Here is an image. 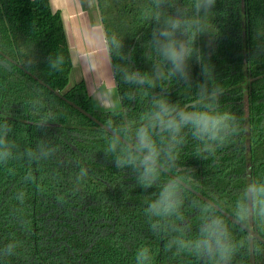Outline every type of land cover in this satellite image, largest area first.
<instances>
[{
	"label": "trees",
	"instance_id": "obj_1",
	"mask_svg": "<svg viewBox=\"0 0 264 264\" xmlns=\"http://www.w3.org/2000/svg\"><path fill=\"white\" fill-rule=\"evenodd\" d=\"M95 2L115 111L94 108L84 84L70 83L60 18L46 0H0V130L7 126L13 145L0 161V264H135L141 247L150 249L152 264H204L165 246L176 228L191 236L203 216L221 214L156 167L154 181L145 177L134 150L66 101L133 147L160 101L230 113L216 141L197 139L189 128L173 140L156 127L152 138L156 164L234 218L237 193L264 178V0H217L214 38L197 34L187 80L171 75L155 52V0ZM161 6L170 11L166 0ZM132 73L143 81L130 80ZM118 159L126 162L117 166ZM168 183L180 190L183 219L153 229L145 208ZM223 219L235 243L230 264H264V245ZM234 219L264 240V221Z\"/></svg>",
	"mask_w": 264,
	"mask_h": 264
},
{
	"label": "clouds",
	"instance_id": "obj_2",
	"mask_svg": "<svg viewBox=\"0 0 264 264\" xmlns=\"http://www.w3.org/2000/svg\"><path fill=\"white\" fill-rule=\"evenodd\" d=\"M166 2L170 11L161 6L165 0H155V19L160 26L153 32L152 44L156 54L170 65V74L187 80L188 62L194 52L197 34L206 32L210 38H214L216 29L211 24V16L217 0H187L186 7L182 6V0ZM203 71L208 73L210 69L204 67ZM128 78L137 83L143 81L136 73L130 74ZM231 119L233 117L228 112H213L191 105L186 110H177L166 101H160L156 110L148 114L146 123L139 127L135 134L134 152L141 157L144 164L143 175L151 176L152 180H155L154 169L160 149L152 138L153 128L166 130L173 140L184 128H189L197 139L216 141L227 132L228 121ZM8 131L7 126L0 130V161L7 160L12 155L13 145L7 139ZM125 162L119 159L116 161L117 166ZM127 163L132 164L135 161L129 159ZM144 186L150 187L151 182ZM182 204L180 190L172 183L165 184L157 197L145 208L146 214L153 220L151 227L156 229L169 218L182 220ZM220 212H223V209H220ZM234 218L264 221V178L250 180L237 193ZM175 231L179 235L169 240L165 246L166 250L175 246L177 253L194 255L202 259L204 264H230L235 243L223 216L214 213L203 216L198 231L191 236L185 234L184 228L178 227ZM135 264H152L149 248L137 249Z\"/></svg>",
	"mask_w": 264,
	"mask_h": 264
},
{
	"label": "crops",
	"instance_id": "obj_3",
	"mask_svg": "<svg viewBox=\"0 0 264 264\" xmlns=\"http://www.w3.org/2000/svg\"><path fill=\"white\" fill-rule=\"evenodd\" d=\"M57 12L68 48L72 84L82 82L94 108L115 111L120 103L95 0H46Z\"/></svg>",
	"mask_w": 264,
	"mask_h": 264
},
{
	"label": "water",
	"instance_id": "obj_4",
	"mask_svg": "<svg viewBox=\"0 0 264 264\" xmlns=\"http://www.w3.org/2000/svg\"><path fill=\"white\" fill-rule=\"evenodd\" d=\"M18 68H21L20 65H17ZM55 94H57L55 92ZM57 96H59L57 94ZM61 99L64 100L63 97L59 96ZM70 106H72L73 108H75L78 112H80L82 115H84L85 117H87L88 119H90L92 122H94L95 124H97L99 127H101L102 129H104L105 131L109 132L113 137H115L116 139H118L119 141H121L122 143L126 144L129 148H131L132 150H134V147L132 146V144L126 142L124 139H122L118 134L114 133L113 131H111L110 129H108L106 126L102 125V123H100L99 121H97L94 117H92L91 115H89L88 113L84 112L83 110H81L79 107H77L76 105H74L73 103L66 101ZM156 168H158L159 170H161L162 172H164L165 174H167L170 178H172L173 180H175L176 182H178L180 185H182L184 188H186L188 191H190L192 194H194L195 196H197L200 200H202L204 203H206L207 205H209L210 207H212L214 210H216L217 212H219L222 216L226 217L229 221H231L232 223H234L236 226H238L240 229H242L243 231H245L247 234H249L250 236H252L254 239H256L257 241H259L260 243H262L264 245V240H262L258 235H256L254 232H252L250 229H248L247 227H245L244 225H242L241 223H239L238 221H236L234 218H231V216H229L228 214H226L224 211L220 212V208H218L217 206H215L212 202L208 201L206 198H204L200 193L194 191L193 189H191L189 186L185 185L183 182H181L180 180H178L176 177H174L172 174H170L169 172H167L166 170H164L161 166H159L158 164H156Z\"/></svg>",
	"mask_w": 264,
	"mask_h": 264
},
{
	"label": "rangeland",
	"instance_id": "obj_5",
	"mask_svg": "<svg viewBox=\"0 0 264 264\" xmlns=\"http://www.w3.org/2000/svg\"><path fill=\"white\" fill-rule=\"evenodd\" d=\"M70 83H71V81H70Z\"/></svg>",
	"mask_w": 264,
	"mask_h": 264
}]
</instances>
